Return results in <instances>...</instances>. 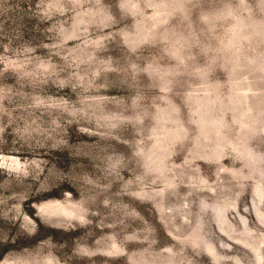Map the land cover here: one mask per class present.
I'll use <instances>...</instances> for the list:
<instances>
[{
  "label": "rangeland",
  "instance_id": "374dc122",
  "mask_svg": "<svg viewBox=\"0 0 264 264\" xmlns=\"http://www.w3.org/2000/svg\"><path fill=\"white\" fill-rule=\"evenodd\" d=\"M0 264H264V0H0Z\"/></svg>",
  "mask_w": 264,
  "mask_h": 264
}]
</instances>
